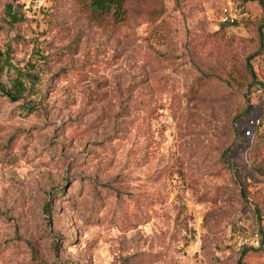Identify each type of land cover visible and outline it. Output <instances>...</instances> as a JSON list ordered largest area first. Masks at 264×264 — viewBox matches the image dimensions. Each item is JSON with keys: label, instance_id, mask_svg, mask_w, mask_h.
<instances>
[{"label": "rangeland", "instance_id": "obj_1", "mask_svg": "<svg viewBox=\"0 0 264 264\" xmlns=\"http://www.w3.org/2000/svg\"><path fill=\"white\" fill-rule=\"evenodd\" d=\"M129 6L97 27L73 0H0V83L33 76L17 101L0 91V264H264V246L243 255L264 168L241 151L264 110V8Z\"/></svg>", "mask_w": 264, "mask_h": 264}, {"label": "trees", "instance_id": "obj_2", "mask_svg": "<svg viewBox=\"0 0 264 264\" xmlns=\"http://www.w3.org/2000/svg\"><path fill=\"white\" fill-rule=\"evenodd\" d=\"M130 0H73L74 5L77 10L81 12L90 22H92L97 27H119L126 22L129 21L131 17V10L129 6ZM148 2H157L160 0H146ZM262 7L264 8V0H257ZM8 13L11 16L12 20H20L21 17H16L15 14L12 13V6L9 5ZM149 18L152 22H156L162 15V9L158 8L150 11ZM255 57V55L249 56L248 69L251 75V79L254 84H258L257 91L261 90L259 93V97L264 100V78L259 77V74L255 71L253 65L251 64V59ZM25 78L26 80H23ZM33 76H29L27 73L21 75L20 78L15 80L12 83V88H7L4 84L0 83V91L3 92L4 95L8 96L11 100L17 101L20 99L26 89L28 88L27 82L31 81ZM263 114L261 116V131L256 135L255 138L252 139L251 143H245L244 149L241 150L244 152L247 149V159L254 167H263L264 168V157L262 152L264 151V110H262ZM231 167L234 170V175L238 179V182L241 185V194L242 196H250L254 192L248 191L249 183L247 180L246 172L249 168L246 165V161L243 162V166L237 159L231 161ZM262 208L259 202L256 203L255 212L259 216ZM260 245L258 247H249L246 251L243 252L245 255L248 252L259 251L264 246V232L260 228ZM242 255V256H243ZM240 264H249L243 263L240 259Z\"/></svg>", "mask_w": 264, "mask_h": 264}, {"label": "built area", "instance_id": "obj_3", "mask_svg": "<svg viewBox=\"0 0 264 264\" xmlns=\"http://www.w3.org/2000/svg\"><path fill=\"white\" fill-rule=\"evenodd\" d=\"M226 12H227V10H226ZM224 20L225 21H233V19L227 13L224 15ZM260 127H261V119H257V121L253 127L246 128V129H244L243 132L245 135H247L248 137L253 139L258 134Z\"/></svg>", "mask_w": 264, "mask_h": 264}]
</instances>
